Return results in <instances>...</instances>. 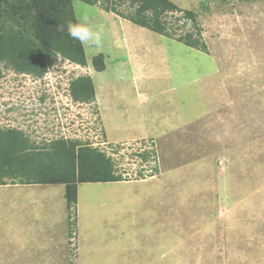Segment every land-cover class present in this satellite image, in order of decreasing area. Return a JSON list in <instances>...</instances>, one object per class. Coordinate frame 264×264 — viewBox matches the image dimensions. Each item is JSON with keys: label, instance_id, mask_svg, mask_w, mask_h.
<instances>
[{"label": "rangeland", "instance_id": "374dc122", "mask_svg": "<svg viewBox=\"0 0 264 264\" xmlns=\"http://www.w3.org/2000/svg\"><path fill=\"white\" fill-rule=\"evenodd\" d=\"M170 1L208 54L74 0L102 35L86 67L59 57L36 79L0 64L2 128L125 144L128 170L132 148L156 153L142 180L80 184L71 212L64 185L0 186V264H264V0ZM81 76L92 103L71 98Z\"/></svg>", "mask_w": 264, "mask_h": 264}, {"label": "trees", "instance_id": "16d2710c", "mask_svg": "<svg viewBox=\"0 0 264 264\" xmlns=\"http://www.w3.org/2000/svg\"><path fill=\"white\" fill-rule=\"evenodd\" d=\"M73 1L0 0V64L36 79H43L59 57L86 67L82 44L67 31L69 22H77ZM78 1L100 6L127 22L208 54L196 14L182 10L170 0ZM188 24L190 28L185 29ZM92 66L96 72H104V56L94 57ZM69 91L76 103L95 101V88L89 76L73 79ZM134 156L145 163L155 159L156 153L150 149ZM124 180L116 162L99 148L68 139L37 145L23 131L0 126V186L64 185L71 212L78 201L80 184ZM74 226L75 222L71 221L70 230Z\"/></svg>", "mask_w": 264, "mask_h": 264}, {"label": "built area", "instance_id": "2783aa9c", "mask_svg": "<svg viewBox=\"0 0 264 264\" xmlns=\"http://www.w3.org/2000/svg\"><path fill=\"white\" fill-rule=\"evenodd\" d=\"M96 141L98 142V138L95 140V142ZM96 145H98V146H96L97 148H99L102 152L106 153V155L109 156L110 158H112L113 160L117 159L116 157L121 156V158H122L123 156H125V153L128 152L125 150L129 149L128 146H126L127 148H124L125 144L124 145L121 143L120 144H113V143H109L107 141H99ZM131 150H132V152L130 155L133 157L132 161H133V164L136 168L134 170H128V169H124L125 165L123 163L122 164L116 163L118 165L117 169L118 170L120 168L122 169L119 172L122 174L124 179H134V180L141 179L142 180V176H145L144 172L142 171L144 166L142 165V160L139 157L134 156V154L142 153L146 150L140 149L137 151H133V148ZM114 161L116 162V160H114ZM125 162H127V160H124V163ZM140 163L142 166H140ZM141 173H142V176H141Z\"/></svg>", "mask_w": 264, "mask_h": 264}, {"label": "clouds", "instance_id": "9594fccd", "mask_svg": "<svg viewBox=\"0 0 264 264\" xmlns=\"http://www.w3.org/2000/svg\"><path fill=\"white\" fill-rule=\"evenodd\" d=\"M60 30L63 31V25L60 26ZM67 31L71 38L78 40L82 45H93L97 48L102 46V35L100 32L93 31L87 16L78 19L75 23L69 22Z\"/></svg>", "mask_w": 264, "mask_h": 264}, {"label": "crops", "instance_id": "0c3cea01", "mask_svg": "<svg viewBox=\"0 0 264 264\" xmlns=\"http://www.w3.org/2000/svg\"><path fill=\"white\" fill-rule=\"evenodd\" d=\"M101 115V114H100ZM107 138V137H106ZM143 138H148L147 136H145V137H143ZM151 138V137H150ZM113 142H115V141H113Z\"/></svg>", "mask_w": 264, "mask_h": 264}, {"label": "bare ground", "instance_id": "6f19581e", "mask_svg": "<svg viewBox=\"0 0 264 264\" xmlns=\"http://www.w3.org/2000/svg\"><path fill=\"white\" fill-rule=\"evenodd\" d=\"M100 258V257H99Z\"/></svg>", "mask_w": 264, "mask_h": 264}]
</instances>
